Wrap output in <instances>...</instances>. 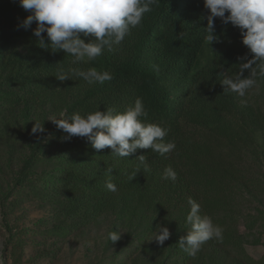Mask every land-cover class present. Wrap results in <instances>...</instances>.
<instances>
[{"label": "trees", "instance_id": "1", "mask_svg": "<svg viewBox=\"0 0 264 264\" xmlns=\"http://www.w3.org/2000/svg\"><path fill=\"white\" fill-rule=\"evenodd\" d=\"M158 5L120 45H113L112 51L105 48L93 62H75V57L50 45L40 48L34 36L36 22L27 27L30 33L22 35L24 52L9 49L0 54V145L13 149L8 137L27 131L30 108L49 106L66 111V118L108 110L115 115L140 99L148 112L143 122L164 128L163 142L175 143L174 151L161 156L137 149L121 158L110 148L97 152L86 137L65 139L63 130L52 127L32 146L31 158L19 175L20 186L30 180L37 197L47 198L61 215L79 218L83 224L115 207L125 218L142 222L144 231L175 228L181 236L174 235L170 252L182 264L193 260L179 248L180 238L191 228L187 223L191 198L201 206V215L223 229L222 243L206 242L212 254L201 264H227L221 252L231 255L230 264H264V255L255 259L246 252L235 204V192L248 184L251 168L245 157L258 162V147L264 146V78H257L260 91L254 104L240 107L236 93L221 84L225 77L238 74L240 57L252 58L240 30L216 18L214 35L219 42L209 44L205 29L210 13L204 0H158ZM30 15L20 0H0V24L11 19L24 24ZM43 36L50 44L46 32ZM81 39L90 43L94 38L81 34ZM93 67L113 79L103 85L76 77L56 79L61 69L67 73ZM249 75L245 71L244 77ZM52 146L58 149L47 156ZM141 155L148 171L137 160ZM51 159L56 168L42 176L34 172L39 160ZM138 167L136 179L129 180ZM167 167L176 172L175 182L164 179ZM107 182L117 191H109Z\"/></svg>", "mask_w": 264, "mask_h": 264}, {"label": "clouds", "instance_id": "2", "mask_svg": "<svg viewBox=\"0 0 264 264\" xmlns=\"http://www.w3.org/2000/svg\"><path fill=\"white\" fill-rule=\"evenodd\" d=\"M21 7L33 15L24 21L25 28L36 22L34 36L38 38L40 48L62 50L75 57V62H93L103 54L105 48L112 51L113 45H120L129 34L130 29L141 25L146 13L153 10L152 6H159L158 0H20ZM204 8L209 11L206 42H219L214 35L215 19L219 18L223 24H231L238 28L242 35V43L249 50L252 58L240 57L238 74L225 77L221 84L226 91H231L244 97L246 93L257 87V78H264V0H204ZM227 13V15H226ZM50 44L45 42L44 33ZM81 34L94 39L86 43ZM247 61V62H244ZM250 75L245 78L244 73ZM72 77L82 78L88 83L111 81L113 77L107 71L100 72L96 68L70 69L65 73L57 71L56 79L66 81ZM146 111L142 101L137 99L134 107H129L124 113L113 114L96 111L82 117L74 114L70 118L67 112L60 113V118H49L58 129L66 133L65 139L72 137L87 138L91 146L101 152L106 148L112 149L113 154L127 158L137 149H150L164 156L175 150V143H164L167 131L153 123H144ZM44 127L35 123L32 134L43 133ZM144 170L148 171L145 156L137 158ZM111 169L108 170L111 173ZM139 173V167L129 176L134 180ZM164 179L177 180L176 172L167 167ZM109 191H117L116 186L107 182ZM191 206L187 216V223L191 226L186 236L179 240V248L189 257L195 258L202 246L209 240L223 242V229L214 224L211 217L201 215V206L189 198ZM155 240L163 246L170 239L171 233L167 227L157 226ZM111 242L121 239L117 232L109 234Z\"/></svg>", "mask_w": 264, "mask_h": 264}, {"label": "rangeland", "instance_id": "3", "mask_svg": "<svg viewBox=\"0 0 264 264\" xmlns=\"http://www.w3.org/2000/svg\"><path fill=\"white\" fill-rule=\"evenodd\" d=\"M27 32L30 33L28 28L17 20L0 24V54L9 49L24 52L22 35ZM259 91V87L253 88L243 98L236 94L237 104L240 107L254 104ZM30 113L27 131L8 137L13 149L6 143L0 145V264H182L170 252L174 235L181 236L175 228L169 229L170 239L160 246L153 240L155 231H144L140 228L142 222L125 218L115 207L83 224L79 218L61 215L60 209L47 198L37 197L30 180L20 186L19 175L42 134H32V128L38 123L45 132L49 131L56 127L49 118L58 119L61 112L45 106L30 108ZM57 149L52 146L46 155L53 156ZM258 151L261 153L258 162L249 155L245 157L249 161L246 166L252 170L246 173L248 184L235 192L239 230L246 252L255 259L264 255V146L258 147ZM56 166L53 159L39 160L34 172L42 176ZM113 232L121 236L116 243L109 239ZM12 236L14 245L9 243ZM226 253L220 255L230 264L231 255ZM210 254L212 248L205 243L196 257L184 264H201L204 256Z\"/></svg>", "mask_w": 264, "mask_h": 264}]
</instances>
